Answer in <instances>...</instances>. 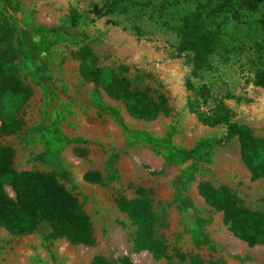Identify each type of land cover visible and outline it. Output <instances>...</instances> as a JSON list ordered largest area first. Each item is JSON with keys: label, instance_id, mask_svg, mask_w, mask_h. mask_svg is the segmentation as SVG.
Returning a JSON list of instances; mask_svg holds the SVG:
<instances>
[{"label": "rangeland", "instance_id": "1", "mask_svg": "<svg viewBox=\"0 0 264 264\" xmlns=\"http://www.w3.org/2000/svg\"><path fill=\"white\" fill-rule=\"evenodd\" d=\"M105 0H17V12L2 5V15L17 23L22 21L45 27L62 26L69 8L85 14V19L60 41L52 39L47 46L49 61L39 53V62L50 76L51 93L46 94L36 78L24 76L31 95L21 109L23 128L59 127L70 137L80 136L87 143H77L87 154L76 156L72 144L61 146V158L68 172V180L59 179L64 187L76 196L82 210L93 227L94 243L91 246L73 245L62 238L42 241L47 230L45 223L30 234L12 236L0 227V264H90L94 255L110 260L125 257L128 264H166L164 258H154L147 251H133L134 227L115 206L118 195L134 196L133 188L141 185L151 188V205L163 217L159 232L168 246V253L178 248L185 253L198 255L204 264H264V244L248 246L236 239L222 223L221 213L210 209L197 194L196 184L206 180L214 186L226 185L251 209L264 210V177L252 179L239 158L235 137L225 138L222 126L200 123L189 111L188 101H195L197 88L202 85L208 99L199 102V110L207 111L215 98H222L232 118L248 124L256 136L264 138V88L251 83L252 73L262 66L263 60L254 49L262 32L258 19L264 16V2L256 10H249L232 0L224 27L227 52L209 55L207 66L197 78L190 73L188 53L176 51L177 36L168 28L172 0H132L120 4V9L107 17L95 18L87 11L92 4ZM196 0L172 2L181 11L192 8ZM111 20L114 24L107 22ZM133 26L139 28L136 34ZM82 34L86 37L82 38ZM88 42L97 56L99 65L128 67L127 75L137 71L144 76L143 85L157 87L166 95L172 112L159 115L151 121L130 117L118 102L129 126L161 135L172 125L174 144L191 147L201 137L211 135L219 140L214 144L208 163L190 181L187 195L195 211L208 219L205 230L210 245H192L188 228L194 210L181 211L172 202L173 178L189 163L170 164L167 158L145 146L126 147L123 135L107 114L90 104L91 84L84 82L77 71V61L69 50L76 44ZM32 66L31 62L28 63ZM198 105V103H197ZM63 110L65 116L60 114ZM68 111V112H67ZM22 131L0 136V144L14 149L13 166L21 170H57L58 163L51 157L47 162L35 159L42 150L37 141H26ZM110 154L116 155V178L105 184L88 183L82 174L88 169L102 170ZM8 195L13 193L4 186ZM114 264H122L114 262Z\"/></svg>", "mask_w": 264, "mask_h": 264}, {"label": "trees", "instance_id": "2", "mask_svg": "<svg viewBox=\"0 0 264 264\" xmlns=\"http://www.w3.org/2000/svg\"><path fill=\"white\" fill-rule=\"evenodd\" d=\"M16 1L0 0V136L22 131L27 137L26 141H37L42 145L35 159L47 162L53 157L58 169L17 171L13 166L14 149L0 144V227L9 235L17 236L30 234L39 224L45 223L44 243L62 238L73 245L91 246L95 239L91 221L76 196L59 181L68 180V172L61 158V146L72 144L73 153L83 156L87 154V149L79 148L76 144L88 141L80 136L70 137L57 126L24 129L21 115V109L31 95V88L24 82V76L36 78L42 90L46 94L51 93L50 76L44 72L38 56L44 53V62L49 61L50 54L43 44V38L47 39V46L52 44L50 37L56 42L60 41L69 34L70 29L85 19V14L74 7L69 8L61 28L24 21L17 23L2 15V5L11 12H17ZM126 1L132 0H105L100 5L94 3L87 12L95 18L107 17ZM177 1L172 0L174 3ZM231 1L196 0L192 8L183 11L170 3L173 9L168 28L177 36L176 51L188 53L190 73L194 78L205 69L210 54L227 52L224 32L228 22L227 12L230 10V16L236 17L231 9ZM258 2L264 0H241L240 3L249 10H256ZM107 22L114 24L111 20ZM258 23L262 36L259 42H253V46L263 64L253 71L251 83L264 88V16L258 19ZM132 28L136 34L139 33L137 26ZM85 37L82 34V38ZM69 55L77 61L79 77L91 84L90 104L113 119L126 147L145 146L164 155L170 164L189 161L172 180V202L181 211L194 210L188 228L192 245L209 246L210 240L205 230L208 219L195 211L187 189L190 181L200 173V166L209 162L212 148L219 140L207 135L199 138L191 147H183L174 144L172 136L175 128L172 125L161 135L129 126L120 108L108 100L121 104L133 119L151 121L172 112L163 91L157 87L141 86L147 74L135 71L130 78L127 75L129 69L124 64L99 65L97 56L86 41L76 44L69 50ZM29 62L32 66H29ZM194 95L195 101L187 103L189 111L204 125L222 126L225 138L235 137L240 161L250 177H264V138L256 136L248 124L234 120L222 98L213 99L207 111L199 110V102L208 99L202 85ZM65 111H62L61 117L65 116ZM115 178V154L108 156L101 171L88 169L82 174V180L88 183L105 184ZM4 186L10 187L12 196L7 194ZM133 191L131 198L118 195L114 199L116 208L134 227L132 250H144L154 258H164L166 264H204L198 255L182 252L178 248L168 253V246L159 232L163 217L151 205V188L138 185ZM196 191L210 209L221 213L222 223L236 239L248 246L264 244V210L244 206L236 194L223 184L214 186L202 180L197 182ZM116 261L128 264L125 257L110 260L101 255H94L90 264H114Z\"/></svg>", "mask_w": 264, "mask_h": 264}]
</instances>
